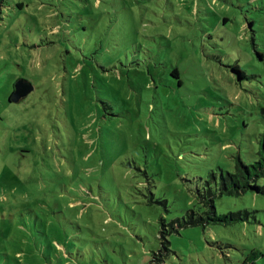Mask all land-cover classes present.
<instances>
[{"label":"rangeland","instance_id":"1","mask_svg":"<svg viewBox=\"0 0 264 264\" xmlns=\"http://www.w3.org/2000/svg\"><path fill=\"white\" fill-rule=\"evenodd\" d=\"M262 139L264 0H0V264H264V175L162 234Z\"/></svg>","mask_w":264,"mask_h":264},{"label":"trees","instance_id":"2","mask_svg":"<svg viewBox=\"0 0 264 264\" xmlns=\"http://www.w3.org/2000/svg\"><path fill=\"white\" fill-rule=\"evenodd\" d=\"M262 149V162H257L254 165H247L236 158L235 170L233 172H227L225 175H220V182L215 184V189L209 187L208 182L207 189L203 193L198 192V202L206 209L204 213H196L194 211H188L184 217L177 218L172 221L169 226V230H165L163 233H170V231H176V229L188 227L206 225L209 223L220 224L224 226L232 225L237 222H246L248 220L247 212H229L228 214L217 215L215 211L214 198L216 195L219 197L240 195L246 190H256L261 192V188L255 184V181L260 176L264 175V140L260 143ZM253 167V170H251ZM214 178V176L212 175ZM215 182V178H214ZM165 227V225H162Z\"/></svg>","mask_w":264,"mask_h":264},{"label":"water","instance_id":"3","mask_svg":"<svg viewBox=\"0 0 264 264\" xmlns=\"http://www.w3.org/2000/svg\"><path fill=\"white\" fill-rule=\"evenodd\" d=\"M32 90L31 86L23 81H18L10 95L9 102L17 103Z\"/></svg>","mask_w":264,"mask_h":264}]
</instances>
